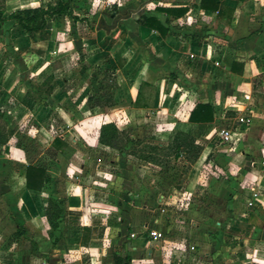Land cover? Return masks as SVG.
I'll return each mask as SVG.
<instances>
[{"label":"rangeland","instance_id":"obj_1","mask_svg":"<svg viewBox=\"0 0 264 264\" xmlns=\"http://www.w3.org/2000/svg\"><path fill=\"white\" fill-rule=\"evenodd\" d=\"M155 2L162 4L0 0V151L4 145L20 147L28 164L42 168L49 178L40 194L24 198V216L32 212L38 223L5 230L2 241L17 252L15 264H113V255L127 258L126 264L241 261L244 233L256 232L246 229L243 220L256 209L252 200L258 192L245 176L238 181L233 158L241 151L239 144L218 136L227 128L216 125L202 133L181 126L192 99L165 118V124L124 108L127 91H120L123 80L116 69L128 61L123 79L131 76L139 60L133 52L143 47L123 43L128 28L122 22L129 14L137 19L138 12L149 13ZM57 3L67 4L64 14L47 19L38 33L22 32L7 20L17 10ZM109 95L113 106L91 107L106 104ZM136 97L137 104L153 109L155 99L164 100L142 84ZM166 101V110L176 104V99ZM109 123L119 131L129 129L130 141L120 138L121 153L97 143L100 126ZM178 130L193 137L200 155L209 154L205 161L190 164V154L169 147ZM54 138L58 142L51 146ZM213 139L218 149L205 153L204 146ZM256 152L264 156V143L256 145ZM224 164L229 165L228 175ZM48 199L59 210L54 230L42 217ZM0 214H9L1 198ZM261 216L253 225L264 231ZM251 235L250 246H264L261 233Z\"/></svg>","mask_w":264,"mask_h":264},{"label":"crops","instance_id":"obj_2","mask_svg":"<svg viewBox=\"0 0 264 264\" xmlns=\"http://www.w3.org/2000/svg\"><path fill=\"white\" fill-rule=\"evenodd\" d=\"M156 3L149 13L142 10L138 12L137 19L141 15L156 18L163 27L167 28V33L162 38L155 32L138 26L137 19L133 17L134 13L129 14V17L122 22L128 28L127 39L122 42L128 47L132 44L143 47L142 52L136 49L133 52L135 58L139 55V60L131 76L126 80L123 79L122 71L128 66V61L121 68L116 69L117 77L120 76L123 80L120 91H127L124 108L128 113L132 111L144 113L143 117L147 121L159 120L160 124H165V118L170 117L192 99L193 102L187 108L185 118L180 122L181 126L192 129L195 125L187 123V116L194 105L204 101L212 103L210 107L213 121L209 127L225 126L233 132V141H236L233 144H239L241 150L233 158L237 163L235 174L239 176V183L243 181L242 176H245V181L249 180L251 183V190L258 192L252 200L256 209L249 211L243 220L246 229H253L256 232L246 230L244 233L245 245L244 249H240L241 261L237 264H264V246L259 248L250 246L253 241L249 239L252 233L253 237L261 233L264 239V231H259L258 225L255 226L262 219L261 214L264 216L262 213L264 171L261 168L262 165L264 166V156L259 157L256 154L258 153L256 145L264 143V0H222L218 13L199 9V0H162V4ZM35 7L38 6H32ZM155 8H186L183 16L192 14L197 19L195 23L197 26L190 28L188 26L186 30L178 31L177 28H169L170 21L174 19L165 23L168 17L157 12ZM187 30H190L189 35H186ZM173 32L176 33L175 36L171 35ZM205 39L216 46L218 68L211 67V63L204 57ZM130 53L132 52L129 51L128 54ZM231 66H234V73L231 72ZM141 84L149 89H155L157 94L164 96L162 102L158 98L155 99L154 109L145 106V103L137 104V89ZM242 94L249 95L250 100L245 103L239 100V105L233 107V110L223 108L226 96L240 97ZM168 99L172 101L176 99L175 106L170 110L162 108V103H165V100L168 102ZM239 117H247L248 124L239 125L236 122ZM216 144L217 141L213 139L211 143H206L203 150L205 153L215 151L218 149ZM208 155L199 154L196 161L201 163ZM26 158V153L20 147L4 145L0 151V198L4 200L9 210V214L5 216L0 214V264H15L16 261L13 260L17 259V252L11 251L12 247L7 244L8 242L2 241L6 235L5 230L15 231L24 223H38V217H34L32 212L28 218L23 214V208L28 202L24 198L38 195L42 191L25 189L24 168L30 165ZM216 163L220 165L217 160ZM193 168L191 167L189 171ZM223 169L228 175L229 165L224 164ZM230 180L233 182L235 179ZM236 185L237 183L232 189L233 187L234 190L237 189Z\"/></svg>","mask_w":264,"mask_h":264},{"label":"trees","instance_id":"obj_3","mask_svg":"<svg viewBox=\"0 0 264 264\" xmlns=\"http://www.w3.org/2000/svg\"><path fill=\"white\" fill-rule=\"evenodd\" d=\"M222 0H199V9L203 11L217 12L222 6ZM243 1V0H236ZM67 4L57 3L56 5L46 4L45 6H38L35 8H26L17 10L7 16V20L13 21V23L19 28L20 31L25 33H35L40 32L45 28L46 20L53 18L54 16L64 14ZM159 13H163L168 18L165 20V23H168L171 19H176L182 17L186 12V8H155ZM1 13V11H0ZM136 24L142 28L151 30L155 32L159 37H163L167 33V28L163 27L160 22L151 16L141 15L137 20ZM170 28V27H169ZM234 66H231V72L234 73ZM140 87V86H139ZM109 101L106 104H99L95 102L92 108L100 109L103 107L113 106L111 95H109ZM89 101V99H87ZM22 104L27 109H30L29 104H25L22 100ZM213 113L209 104L207 103H197L194 105L193 109L188 113L187 123L195 125V129L200 130V132L205 133L212 123ZM120 138L125 142L130 141L129 129L126 130H117L116 127L112 124H104L100 126L97 135V143L105 148L113 150L117 153H121V148L119 147ZM57 138H54L51 142V146L57 144ZM2 144L0 140V145ZM170 148H173L175 151H182L190 154L188 157V163H194L199 157L201 147L194 144L192 136H187L184 131H179L174 134V137L171 139L169 144ZM185 153V154H186ZM48 175L46 172L39 167L33 165H27L24 168V186L26 190L31 191H41L43 186L48 182ZM59 214L58 206L53 200L48 199L46 201L45 209L43 215L46 221L47 226L54 230L56 228L57 216ZM83 231H88L84 228ZM81 244L84 245V239L81 241ZM113 264H126L127 258H119L113 255Z\"/></svg>","mask_w":264,"mask_h":264},{"label":"built area","instance_id":"obj_4","mask_svg":"<svg viewBox=\"0 0 264 264\" xmlns=\"http://www.w3.org/2000/svg\"><path fill=\"white\" fill-rule=\"evenodd\" d=\"M196 22H197V19H195L192 14H187V15H184L180 18H177V19L170 21L169 26L172 29L180 28V27L186 28L188 26H194V24ZM203 43H204L203 44L204 52L206 53L204 57L211 63V67L218 68L219 62L216 60V52H217L216 46L212 43H209L208 40H206V39ZM189 57L191 58L192 55H190ZM221 90L223 91V89H221ZM222 94H223V92H222ZM239 100L242 103L248 102L250 100V96L247 94H242L240 97L226 96L224 98L223 108L225 110H233V107H235L236 105H239ZM203 103H207L210 106L212 105V103L209 101H204ZM246 120H247V117H239V118H237L236 122L239 125H247L248 122ZM218 136L224 142L233 141V139H234L233 138V132L230 130H227V129H221L220 131H218ZM246 204L248 206L250 205L248 202H246ZM152 235H153V233H152ZM157 237H159V235H157ZM154 239H156V237H154Z\"/></svg>","mask_w":264,"mask_h":264}]
</instances>
